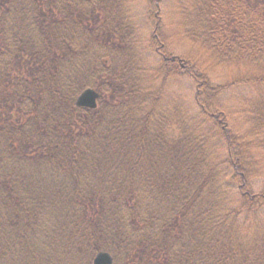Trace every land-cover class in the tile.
<instances>
[{"label":"trees","instance_id":"1","mask_svg":"<svg viewBox=\"0 0 264 264\" xmlns=\"http://www.w3.org/2000/svg\"><path fill=\"white\" fill-rule=\"evenodd\" d=\"M132 3L0 0V264L100 251L111 264H264V192L246 186L251 151L264 154V0L172 3L191 42L258 66L239 80L263 86L242 142L209 111L223 87L199 70V115L161 102ZM86 88L95 108L76 104Z\"/></svg>","mask_w":264,"mask_h":264},{"label":"rangeland","instance_id":"2","mask_svg":"<svg viewBox=\"0 0 264 264\" xmlns=\"http://www.w3.org/2000/svg\"><path fill=\"white\" fill-rule=\"evenodd\" d=\"M151 2L153 4H150V0H133L130 16L138 28L145 51L146 70H151L149 75L154 77L153 85L161 90V102L168 99L173 107L184 104L193 115H199L201 107L196 101L203 102L207 97L197 99V84L188 73L189 70H199L206 76L207 83L223 87L219 95L212 98L218 109L210 107L209 111L220 120L228 133L242 142L249 130L250 118L254 117L250 110V100L261 92L263 86L251 81L242 83L239 80L250 75V72L254 73L258 66L241 61L231 60L228 63L216 59L218 52L212 53L204 44L191 42L188 33L180 28L175 6L172 4L174 0ZM172 56L174 60L169 61ZM164 57L167 58L166 64L170 63L174 71L161 69ZM207 118L204 119L208 121ZM219 151L220 158H223V145ZM251 153L255 155L257 171L254 170L255 175L247 180L246 186L255 195L264 192V154L260 151Z\"/></svg>","mask_w":264,"mask_h":264},{"label":"water","instance_id":"3","mask_svg":"<svg viewBox=\"0 0 264 264\" xmlns=\"http://www.w3.org/2000/svg\"><path fill=\"white\" fill-rule=\"evenodd\" d=\"M98 93L93 88L84 89L76 98V104L84 108H95L97 104ZM112 256L106 251L98 252L92 264H111Z\"/></svg>","mask_w":264,"mask_h":264}]
</instances>
